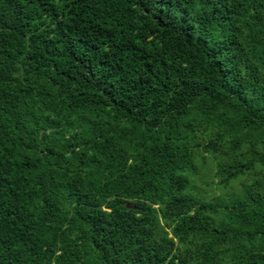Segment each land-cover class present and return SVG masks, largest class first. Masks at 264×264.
Listing matches in <instances>:
<instances>
[{"label":"trees","instance_id":"1","mask_svg":"<svg viewBox=\"0 0 264 264\" xmlns=\"http://www.w3.org/2000/svg\"><path fill=\"white\" fill-rule=\"evenodd\" d=\"M0 264H264V0H0Z\"/></svg>","mask_w":264,"mask_h":264},{"label":"rangeland","instance_id":"2","mask_svg":"<svg viewBox=\"0 0 264 264\" xmlns=\"http://www.w3.org/2000/svg\"><path fill=\"white\" fill-rule=\"evenodd\" d=\"M198 142H205L204 137L199 138ZM221 159H224V161L227 160L225 155H221V158L219 159V155L210 156L205 154L202 161L201 159L195 160V173H191L190 171L186 172L188 170L182 172L183 174H186L189 180L188 194L202 200H210L213 198L226 200L232 194L240 192V183H247L252 176L243 179L238 178L225 186L218 185L215 174L216 163Z\"/></svg>","mask_w":264,"mask_h":264},{"label":"water","instance_id":"3","mask_svg":"<svg viewBox=\"0 0 264 264\" xmlns=\"http://www.w3.org/2000/svg\"><path fill=\"white\" fill-rule=\"evenodd\" d=\"M125 207H126V208H133V207L131 206L130 203H126V204H125Z\"/></svg>","mask_w":264,"mask_h":264}]
</instances>
